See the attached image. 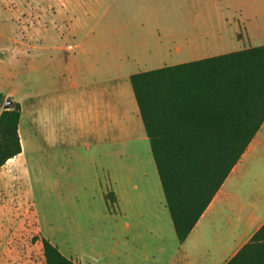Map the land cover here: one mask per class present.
I'll return each mask as SVG.
<instances>
[{
	"label": "crops",
	"instance_id": "1",
	"mask_svg": "<svg viewBox=\"0 0 264 264\" xmlns=\"http://www.w3.org/2000/svg\"><path fill=\"white\" fill-rule=\"evenodd\" d=\"M56 1L54 14L61 26L24 30L25 59L29 52L39 51L35 58L41 59L40 90L19 98L5 95L20 106L21 152L0 168V237H21L4 234L1 227L22 225L26 219L36 226L29 217V204L19 208L11 204L23 202L26 170L20 158L29 137L48 149L64 145L70 158L79 156L83 148L88 161L105 174L108 187L103 201L107 204L104 195L112 194L111 205L121 219L106 264H134L140 259L152 264H227L264 226V121L180 244L129 78L159 69L146 66L162 68L228 54L223 50L234 44L238 47L234 52L264 46V0H251L235 24L223 21L212 33L185 37L172 54L163 43L150 49L135 42L132 33L100 25L102 0H91L89 10L72 13L66 9L70 0ZM37 37L40 41L33 43ZM198 51L222 52L194 58ZM168 59L184 60L167 65ZM35 234L45 237L37 229ZM35 248L42 254L40 242ZM3 253L0 247L2 262ZM65 257L75 264L80 261Z\"/></svg>",
	"mask_w": 264,
	"mask_h": 264
},
{
	"label": "rangeland",
	"instance_id": "2",
	"mask_svg": "<svg viewBox=\"0 0 264 264\" xmlns=\"http://www.w3.org/2000/svg\"><path fill=\"white\" fill-rule=\"evenodd\" d=\"M252 2L102 0L98 8L99 24L132 33L135 42L150 49L163 43L172 54L173 48L178 47L185 37L203 35L206 30L212 33L223 21L235 24L239 13L248 11ZM74 5L80 9H75ZM90 5L91 0H70L66 9L71 13L85 11L90 9ZM57 8L56 0H0V94L4 96L0 111L7 93L19 98L26 92L40 90L41 59L35 58L39 51L29 52L25 59L24 30L43 25L61 26L60 18L54 14ZM36 41H40V37L33 43ZM237 48L234 44L223 52L231 53ZM217 52L222 51H198L194 58ZM182 60L168 59L164 62L168 65ZM158 66L144 68H161ZM80 149L79 156L70 158L69 149L64 145L48 149L36 138L24 139L20 158L21 166L26 170L21 185L23 202L11 204L18 208L29 204L32 208L29 217L34 218L37 227L28 219L22 225L1 227L4 234L21 237H0V247L4 248V259L3 262L0 259V264H44V260H40L41 251L35 248L41 239L35 234V229L62 254L78 258L80 261L75 260L78 264H106L111 241L121 219L115 206L103 201L102 193L108 187L105 174L95 162L88 161L89 155ZM12 163L14 161L3 169ZM134 264L152 263L140 259Z\"/></svg>",
	"mask_w": 264,
	"mask_h": 264
},
{
	"label": "trees",
	"instance_id": "3",
	"mask_svg": "<svg viewBox=\"0 0 264 264\" xmlns=\"http://www.w3.org/2000/svg\"><path fill=\"white\" fill-rule=\"evenodd\" d=\"M129 82L181 244L264 121V46L137 73ZM6 100L0 168L21 152L20 106ZM104 200L114 202L110 193ZM40 244L44 264H75L47 239ZM227 264H264V226Z\"/></svg>",
	"mask_w": 264,
	"mask_h": 264
},
{
	"label": "water",
	"instance_id": "4",
	"mask_svg": "<svg viewBox=\"0 0 264 264\" xmlns=\"http://www.w3.org/2000/svg\"><path fill=\"white\" fill-rule=\"evenodd\" d=\"M10 106V101L9 100H5L4 104H3V109L7 110Z\"/></svg>",
	"mask_w": 264,
	"mask_h": 264
}]
</instances>
